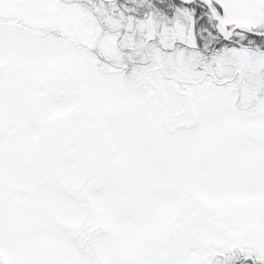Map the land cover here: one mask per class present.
Masks as SVG:
<instances>
[{"label": "snow or ice", "instance_id": "6c2138e0", "mask_svg": "<svg viewBox=\"0 0 264 264\" xmlns=\"http://www.w3.org/2000/svg\"><path fill=\"white\" fill-rule=\"evenodd\" d=\"M0 264H264V0H0Z\"/></svg>", "mask_w": 264, "mask_h": 264}]
</instances>
